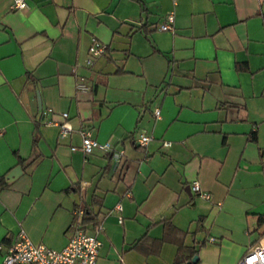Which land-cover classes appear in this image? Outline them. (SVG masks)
<instances>
[{
  "label": "crops",
  "instance_id": "1",
  "mask_svg": "<svg viewBox=\"0 0 264 264\" xmlns=\"http://www.w3.org/2000/svg\"><path fill=\"white\" fill-rule=\"evenodd\" d=\"M12 3L0 0V262L22 230L65 246L88 208L104 224L97 264H236L264 238V0ZM171 11L175 33L159 28ZM94 36L109 50L88 64ZM82 128L122 159L73 150Z\"/></svg>",
  "mask_w": 264,
  "mask_h": 264
},
{
  "label": "built area",
  "instance_id": "2",
  "mask_svg": "<svg viewBox=\"0 0 264 264\" xmlns=\"http://www.w3.org/2000/svg\"><path fill=\"white\" fill-rule=\"evenodd\" d=\"M28 6V0H13L12 3L13 8H25ZM175 19V11L169 12L165 21L159 25V28L175 33ZM107 48V43L94 36L89 47L87 63H94L97 58L106 53ZM81 86L84 85L81 84ZM63 114L67 116L68 112H64ZM155 114L157 117H160V108L155 110ZM72 131L73 126L68 120L65 119L60 123L61 136H65ZM80 132L83 138L82 143L81 145L73 144L71 146L73 150H81L85 154H91L96 149H101L106 152H111L118 161L122 159L125 153L124 148H114L113 144L109 141H99L93 136L92 130L89 128H82ZM1 133L0 130V134ZM152 138L153 134L140 132L138 141L141 145H146ZM171 143L172 141L170 140L165 141V144ZM191 188L202 196L209 197V192L203 190L197 180L191 183ZM116 207L122 210L121 204H118ZM122 220L123 216L120 217V221ZM93 229L94 230L91 232L81 223L77 224L72 237L68 243L61 248L52 247L46 243H36L24 230H22L18 239L10 243L5 250L4 257L0 264H97L102 245V239L99 234L104 230L103 222L99 220L94 224ZM209 240L213 241L215 238L210 236ZM2 247L3 245L0 243V249ZM236 264H264V238L251 244Z\"/></svg>",
  "mask_w": 264,
  "mask_h": 264
},
{
  "label": "trees",
  "instance_id": "3",
  "mask_svg": "<svg viewBox=\"0 0 264 264\" xmlns=\"http://www.w3.org/2000/svg\"><path fill=\"white\" fill-rule=\"evenodd\" d=\"M262 23H263V26H264V12L262 13ZM109 50V44H108V48H107V51L106 53L108 52ZM122 69H118V71H120ZM0 180H3V185H6L5 184V180L3 178V176L0 177ZM99 221L98 219V214L97 212L91 210V208H88L85 210L84 214H83V218L81 220V223L83 224H86V223H89V222H93V224L97 223ZM258 225H264V213H259L258 215ZM264 231V230H263ZM193 252H195V249L193 250Z\"/></svg>",
  "mask_w": 264,
  "mask_h": 264
},
{
  "label": "water",
  "instance_id": "4",
  "mask_svg": "<svg viewBox=\"0 0 264 264\" xmlns=\"http://www.w3.org/2000/svg\"><path fill=\"white\" fill-rule=\"evenodd\" d=\"M22 167H21V165H18V166H16V168L15 169H13L9 174H8V178H14L16 175H18V174H20V173H22ZM198 257V255H195L194 257H193V260H196V258Z\"/></svg>",
  "mask_w": 264,
  "mask_h": 264
},
{
  "label": "rangeland",
  "instance_id": "5",
  "mask_svg": "<svg viewBox=\"0 0 264 264\" xmlns=\"http://www.w3.org/2000/svg\"><path fill=\"white\" fill-rule=\"evenodd\" d=\"M203 235H204V234H203ZM203 235H202V236H203Z\"/></svg>",
  "mask_w": 264,
  "mask_h": 264
}]
</instances>
